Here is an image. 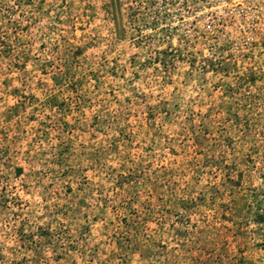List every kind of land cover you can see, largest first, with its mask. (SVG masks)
<instances>
[{
  "label": "rangeland",
  "instance_id": "374dc122",
  "mask_svg": "<svg viewBox=\"0 0 264 264\" xmlns=\"http://www.w3.org/2000/svg\"><path fill=\"white\" fill-rule=\"evenodd\" d=\"M0 264H264V0H0Z\"/></svg>",
  "mask_w": 264,
  "mask_h": 264
}]
</instances>
